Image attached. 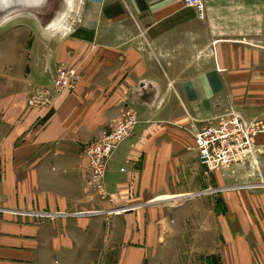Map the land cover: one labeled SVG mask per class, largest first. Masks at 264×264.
<instances>
[{
	"label": "crops",
	"instance_id": "1",
	"mask_svg": "<svg viewBox=\"0 0 264 264\" xmlns=\"http://www.w3.org/2000/svg\"><path fill=\"white\" fill-rule=\"evenodd\" d=\"M52 1L91 5L75 27L0 34V264H63L99 226L123 264H264V156L208 174L193 138L230 111L264 119V0H203L205 20L181 0ZM61 66L73 91L27 107ZM125 109L138 122L109 161V202L88 188L83 148Z\"/></svg>",
	"mask_w": 264,
	"mask_h": 264
},
{
	"label": "built area",
	"instance_id": "2",
	"mask_svg": "<svg viewBox=\"0 0 264 264\" xmlns=\"http://www.w3.org/2000/svg\"><path fill=\"white\" fill-rule=\"evenodd\" d=\"M186 7L193 8L198 20H205L203 0H181ZM78 80L75 68L59 67L55 71L50 87L32 91L26 99L29 108H41L52 104L61 91H73ZM219 122L204 124L193 135L194 147L202 169L211 174L233 166L256 167L261 150L256 138L264 135V124L248 121L241 114L230 111L219 118ZM137 119L131 109H125L109 133L99 140L87 144L83 152L88 160V188L100 199L111 202L105 189V174L109 161L118 146L132 136Z\"/></svg>",
	"mask_w": 264,
	"mask_h": 264
},
{
	"label": "rangeland",
	"instance_id": "3",
	"mask_svg": "<svg viewBox=\"0 0 264 264\" xmlns=\"http://www.w3.org/2000/svg\"><path fill=\"white\" fill-rule=\"evenodd\" d=\"M88 5H91V4L86 5L83 3L56 2V1L51 0V2L49 1L47 2V6L43 7L44 9L43 8L38 9V10L24 9V8L16 9L14 11L8 12L7 15H5L3 18L0 17V34L1 32L5 30L6 35L7 34L11 35L12 32H14L17 27L19 28H29V27L39 28L40 23L41 25H43L42 27H50V26H55L57 24H59L60 26H64V27H75L78 24L79 16H81L82 11H85ZM92 5L94 6V4ZM38 14L45 15V16L41 15L42 17H45V19L43 20L42 18L37 19L36 15L38 16ZM260 40H261V49L264 50V32L261 33ZM242 116L248 121H257V122L260 121L264 124V119H258V118L257 119H249V118L247 119L244 115ZM136 119H137V116H136ZM219 121H220L219 118H217L213 120L212 123H216ZM259 149L261 150V154H262L261 156L263 157L264 150H262L261 148ZM236 168L242 171H247V170L250 171V169L254 168L255 170L253 171H257V170L259 171L257 166L252 167V168L249 166H236ZM236 168L235 170H237ZM254 180L255 179L251 178L247 180L246 182L245 181L244 182L245 184H247V186H251V185H255ZM172 204H175V203H173L172 201L163 202V205L165 206H170ZM110 217L111 216H107L106 218H110ZM106 230H108L111 234L112 227H106V226L97 227L96 232H95V243H93V245L89 248L84 245L83 246L84 247L83 256H80L77 258L74 257V258L63 259L62 260L63 264H123L122 263L123 259L122 258L118 259V255H119V251L124 250L123 248L124 244L115 242L116 240L114 241V239H113V242H110V243L105 242V238H107V236L110 235L105 232ZM130 246L134 248L138 247L137 244H132ZM93 247H95V249H93ZM78 250L79 249H74L73 252H76ZM192 260H193V264H199L198 258L192 259ZM43 261L44 260H40L39 261L40 264H44ZM59 262H60L59 259H52L50 264H60ZM165 263H166L165 261L162 262V264H165ZM131 264H135L134 260L132 261ZM136 264H160V263L156 258H149V259H144V260L137 258Z\"/></svg>",
	"mask_w": 264,
	"mask_h": 264
},
{
	"label": "bare ground",
	"instance_id": "4",
	"mask_svg": "<svg viewBox=\"0 0 264 264\" xmlns=\"http://www.w3.org/2000/svg\"><path fill=\"white\" fill-rule=\"evenodd\" d=\"M47 2L48 0H0V17L3 18L8 12L21 8L42 9L44 6H47Z\"/></svg>",
	"mask_w": 264,
	"mask_h": 264
}]
</instances>
